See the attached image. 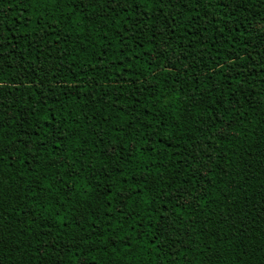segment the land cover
I'll return each mask as SVG.
<instances>
[{"label": "snow or ice", "instance_id": "snow-or-ice-1", "mask_svg": "<svg viewBox=\"0 0 264 264\" xmlns=\"http://www.w3.org/2000/svg\"><path fill=\"white\" fill-rule=\"evenodd\" d=\"M8 6L31 8L36 19L32 21L26 18V24L21 25L25 30L12 35H9L11 27L4 29L0 23V209H3L0 211V264L12 259H16V264H23L22 253L25 251L31 253L30 260L39 256L44 264L49 261L52 264H64L65 261L68 264H92L96 260L93 252L102 250L105 255L113 258L109 249L112 253H118L121 246L127 255H132L136 251L135 245L140 243L139 237L146 234L145 224H139V232L133 226L131 232L117 236L118 231L126 228V223L118 222L112 228L111 238H106L101 246L100 237L105 235L111 225L101 230L99 222L107 213H112L113 218L119 214L122 220L124 216L131 219L136 211L127 201L132 200L133 194L141 197L140 201L132 200L133 205L139 207L143 203L146 205L144 211L148 215L154 212L157 217L158 228L150 233L145 245L148 249L155 248L157 255L163 252L168 264H178V257L179 264H192L193 249L190 245L196 244V237L201 234L208 235L206 230L210 224L214 225L211 232L213 244L205 248L197 246L202 264H216L217 261L223 264L225 245H230L232 249L240 245L229 264H236L237 257L243 264H247L251 252L245 248L256 241L250 240V226L243 224L245 217L252 216V211H245L243 205L252 203L254 195L242 202L235 211L229 206L228 211L223 213L226 219L214 223L211 218H207L201 222L199 230L193 226L197 224L195 217L199 215L197 209L201 207V199L205 205L219 199L210 195L216 185L209 172L218 163V158L226 157L219 153L215 157L209 156L202 148L198 150L195 137L191 134L185 140L187 155L182 154L180 139H170L172 134L168 129L173 125L164 120L157 109L161 95L157 94L154 87L159 83L156 77L152 81H141L138 75H134L133 79L137 85L143 83V91H151L153 102L147 107L152 112L148 115L155 118L157 127H153L152 119H142L144 112L132 105L125 107L121 104L119 108L116 107L125 97L121 96V87L113 89L112 85L126 82L123 79L125 65H116L108 58L106 49L112 47V41L109 40L106 29H111L115 23L120 24L114 37H119L117 43L120 47L115 51L122 57V48L137 36L148 34L149 43L157 44L159 41L157 47L160 44L163 47L157 55H162L167 61L158 65L160 71L167 77L187 76L197 81V84L189 86L188 91L181 84L176 101L184 112L178 111L174 127H184L183 115L186 113L188 117H195L194 122L203 125L201 131L214 134L209 139L223 138L228 134L225 123L221 122L223 114L232 112L235 116L239 112L244 103L239 97L252 95L247 91L252 87L251 81L258 79L264 85V0H16L14 5ZM45 17L48 19L45 20ZM58 22H63L70 31L58 28ZM27 23L33 24V27L27 28ZM81 25H84L83 31H77ZM93 32L106 42L100 44L102 51H97L95 39L90 44L85 42L93 36ZM64 44H71L76 51L71 59L69 49L63 47ZM224 50L226 54L221 57V51ZM82 53L88 59L81 63ZM157 55L152 57L153 60ZM93 56L98 57L94 63ZM198 57L203 58L206 68L209 64L212 65V70L198 75L189 71L195 70ZM117 66L121 70L119 77L111 71ZM106 69L107 75L103 83L95 75H89V72L100 73ZM205 80L208 82L203 87L197 86ZM175 82L180 83L179 80ZM99 88L104 91L97 96ZM225 89L231 93L230 96H225ZM135 91L142 90L137 87L130 90V94ZM174 94L170 91L162 94L163 100L168 101L162 106L168 110L169 115H172L171 97ZM69 97L76 99L69 100ZM260 100L264 101V93L260 94ZM97 103L115 109L102 116V123L112 125L111 132L114 135L105 139L109 129H101L97 125L91 133L93 143L90 145L89 134L82 129L91 128L95 124L93 117L100 111L95 108ZM135 103H140L139 98ZM72 105L79 109L80 114L74 111ZM89 107L93 108V117H88L86 109ZM260 111L264 112V108ZM244 114L240 112V115ZM121 115L125 119L121 120ZM85 118L92 123L84 125ZM114 120L120 122L113 123ZM261 120H264V116ZM227 127L233 128L234 124L229 123ZM183 135L180 133L181 139ZM195 135H200V131ZM137 137L140 139H136ZM126 138L129 141L127 144L123 143ZM158 142H164L171 151L159 148ZM96 145H104L102 156L113 162V170L121 169V179L117 181L109 176L111 187L96 192L91 200L85 190L82 193L83 202L73 201L69 193L76 194V179L82 178L84 168H95L84 149L90 147V151L95 153ZM261 145V158L264 159V137L261 138ZM42 151L46 155H41ZM76 152L81 155L76 160H71ZM122 156L124 163L133 169L127 175L120 162ZM189 157L195 160L194 164L189 162ZM84 159L88 160L86 164L83 163ZM174 159L186 163L176 164L173 163ZM77 160L80 161V167H76ZM160 168L164 171L159 172ZM136 169L142 171L138 172ZM153 169L159 174L154 176ZM48 170H54L51 177ZM105 171L107 172V168ZM259 174L264 175V172ZM224 175L229 180L238 178L243 181L247 173L240 175L225 171ZM65 176L68 177L67 180ZM176 176L182 179L177 182ZM26 177H32V180L29 182ZM94 178L95 174L87 177ZM7 181H15L17 189L20 184L27 189L23 196L17 190L11 197L13 200L20 202L31 193L35 197L33 202L38 206H43L44 201H47L56 217H59L60 208L65 203H73V222L80 229L87 225L91 231L75 232L72 238L61 244L60 230L53 235L54 226L50 225L46 235L52 237L51 243L42 241V248L34 249L30 242L25 245L15 241L10 225L5 223V202L14 191L12 184L6 186ZM117 183L121 187H116ZM133 183L136 187H130L128 194H123V185ZM259 183L264 185V180ZM160 184L164 187L160 188ZM197 184L201 185L199 192ZM61 188H66L67 191H61ZM104 196L108 199H103ZM145 196L148 198L145 199ZM113 201H117L115 207ZM261 201H264V196L256 201L261 213H264V203ZM57 204L60 205L59 208L56 207ZM126 208L130 211H124ZM186 209L190 211H185ZM42 210L46 209L42 207ZM25 215L31 217L38 214L32 212L31 205H27ZM92 216L95 219H89ZM237 216L239 222L235 219ZM48 219V216L44 217L45 221ZM23 220L24 217H21V222ZM60 224L64 230L63 235L67 236L68 224L63 219ZM226 226L233 229L231 234L224 230ZM147 227L152 228L153 225L149 224ZM173 233H176L174 237ZM255 235L259 237L260 247L253 248L252 251L259 252L261 258H264V235L259 232ZM48 249L51 250L50 253ZM13 253L18 254V259L13 257Z\"/></svg>", "mask_w": 264, "mask_h": 264}, {"label": "trees", "instance_id": "trees-1", "mask_svg": "<svg viewBox=\"0 0 264 264\" xmlns=\"http://www.w3.org/2000/svg\"><path fill=\"white\" fill-rule=\"evenodd\" d=\"M15 3L16 0H0V23L3 24L4 29H8L9 27H11L12 32L9 35L18 34L19 32L24 31L25 28L21 27V25L26 24V18H30L32 21H35L36 19V17L32 15L34 10L31 8L25 9L21 7L8 6L9 4L14 5ZM121 15L123 14L121 13ZM253 15H255V13H253ZM47 19L48 18L45 17V20ZM32 27L33 24L27 23V28ZM57 27L63 28L65 32L70 31L69 28L64 26L63 22H58ZM119 27L120 24L115 23L113 24L111 29H106V31H108L109 33V40L112 41V47L106 49L109 54L108 58L111 59L116 65H120L121 63L125 65L123 79L126 82L121 85H112L113 89H115L117 86L121 87V96L125 97V99L118 102L116 107L119 108L121 104L125 107H127L128 105H132L133 107H136L144 112V115L141 117L142 119H152L153 127H157L158 122L153 116L148 115L152 112V110L147 106L152 104L153 95L151 91H143V83L139 85L135 84L133 77L134 75H138L141 81H144L146 79L152 81L153 77L158 78L159 83H156L154 85V87L157 89V94L161 95V101L157 102V109L162 114L164 120L168 121L170 125H173V127H170L168 129V131L172 134L170 139H180L179 147L182 154L187 155V151L185 150V140H188L189 135L191 134L195 137L198 150L202 148L203 152L209 156L215 157L217 153H219L220 156L226 157V159L218 158V163L214 165L213 170L209 172V175L213 176V184L216 185V187L212 189L210 195L219 197V199H217L215 202L209 201L208 205H205L204 200L201 199V207L197 209V213H199V215L195 217V219L197 220V224L193 226L197 227L199 230V225L203 220L207 218H211L214 223L226 219L223 213L228 211L229 206H232L233 210L235 211L238 209V206L242 204V202L247 201L250 196L254 195L252 203L243 205L245 211H252V216L245 217L243 224H247L250 226L252 230L250 240L256 241V243H250L245 248L246 251L251 252V258L247 260V264H264V258H261L260 253L252 251L253 248L259 249L260 247V244L258 242L259 237H257L255 233L259 232L264 235V213H261L260 205L256 203V201L261 200V196H264V191H262L264 185H261L259 183V181L264 180V175L259 174L261 172H264V159L261 158V138L264 137V120H261V117L264 116V112L260 111L261 108H264V101L260 100V94L264 93V85L260 84L258 79L251 81L252 87L248 88L247 91L252 95L250 97H239L244 101L243 105L239 109V112H237L235 116H233L232 112H226L223 114V120L221 122L225 123V127L228 133L223 138L215 137L209 139V137H212L214 134L212 132L201 131L203 129V125L194 122L195 117H188L186 113H184L183 115L184 127L175 128V117L177 116L178 111L180 113L184 112L183 109L179 108V103L176 101V96L180 93L181 84L184 85V90L188 91L189 86L191 84H197V81L187 76H176L175 78L167 77L165 73L161 72L158 65L161 63H166L167 61L162 55H157V53L160 51V48H162L163 45L160 44V47L158 48L157 44H159V41H157V44L149 43L147 39L148 34L137 36L135 40H129L128 44L124 48H122V51L124 52V56L122 57L120 53L115 51L116 48L120 47V45L117 43L119 37H114L115 30ZM83 28L84 25H81L77 29V31L82 32ZM92 39H95L97 41V51H102L103 49L100 48V44L106 42L102 41L100 37L96 36L94 32L93 36L85 42L90 44ZM63 47L69 49V59H71L72 56L76 54V51L71 47V44H64ZM225 54L226 50L221 51V57H223ZM154 55H157V58L155 60H153L152 58ZM12 59H15V57H12ZM87 59L88 57L86 56V54L82 53L79 62L82 63ZM96 59H98V57L93 56L92 62L94 63ZM197 60L198 62L196 63L195 70L189 69V71H193L194 75L202 74L206 71L212 70V65L210 64L207 66V68L205 67V65L203 64V58L198 57ZM111 71L115 73L117 77L121 75V70L118 66L116 68H112ZM181 71H183V69ZM89 75H95L96 78L101 83H103L105 80V76L107 75V69L104 72L100 73L89 72ZM217 79L219 80L220 78L217 77ZM130 80L132 82H127ZM176 80H179L180 83H176ZM207 82L208 81L206 80L202 81L197 86L203 87L204 83ZM137 87H139L142 91H135L130 94V90ZM103 91V88L97 89V96H99ZM164 91L175 93L171 97L172 115H169L168 110L162 106L168 103V101L163 100L162 94ZM224 91L225 96L231 95V93H228L226 89ZM137 98H139L140 100V103L138 105L135 103V100ZM74 99L76 98L69 97V100ZM181 99H184V97H181ZM110 102L111 101H109V103ZM225 103H228V101L225 100ZM72 107L74 111L80 114L79 109H76L75 105H72ZM229 107H231V104H229ZM95 108L100 109V111L95 114V117H93V108L89 107L88 109H86L88 117H93L95 119V124H92L91 128L82 129V131H86L89 134L90 145L93 143L91 141V133L97 125H99L101 129H109L108 136H106L105 139H109L114 135L111 132L112 125H105L102 123V116L108 115L110 111L114 112L115 109H109L107 105L102 106L99 103L95 105ZM245 109H247L246 112ZM240 112H244L245 114L240 115ZM123 119H125V117L121 115V120ZM119 122L120 121H113V123ZM83 123L84 125H88L91 124L92 121L85 118L83 120ZM229 123L234 124V127L228 128L227 125ZM245 125H247V128H245ZM197 131H200V135L198 136L195 135ZM180 133L184 134L182 139L180 138ZM136 139L139 140L140 138L137 137ZM128 142L129 141L126 138L123 143L127 144ZM157 146L161 149H165L166 151H171L170 149L166 148V144L164 142H158ZM95 147V153H92L90 151V147H86L84 149V152L87 154L88 158L91 159L94 163L95 168H84L82 170V178L76 179V194L74 195L71 192L69 193V196L72 197L73 201L78 200L83 202L84 196L82 195V193L85 190L88 192V199L91 200L92 197L96 195V192H102L111 187V183L108 178L109 176L117 181L121 179L119 176V172L121 171V169L113 170V162L103 158L101 150L104 148V145H96ZM125 151H127V149H125ZM41 155H46V153L42 151ZM80 155V152H76L71 157V160H76V157ZM197 159H199V156L197 157ZM87 162V159L83 160V163L86 164ZM120 162L124 165L123 171L125 172V175L133 170L124 163L123 156L121 157ZM189 162L194 164L195 160H192L191 157H189ZM173 163L183 165L186 162L180 159H174ZM80 166V161L77 160L76 167ZM105 168H107V172L105 171ZM41 171H43V169H41ZM48 171L49 177H51L54 170ZM136 171L139 172L142 171V169H136ZM163 171V168L159 169V172ZM225 171H229L234 174L239 173L240 175H244L245 173H247V175H245V179L243 181H240L238 178L229 180V178L224 175ZM93 174H95L94 179H87V177ZM158 174L159 173L155 169H153V175L155 176ZM64 178L65 180L68 179L67 176H65ZM26 179L30 182L32 180V177H26ZM175 179L177 182H179L182 177L176 176ZM48 182L49 181H43V183ZM9 183L13 185L14 191L13 193L9 194V198L5 202L7 208V212L5 214V223L10 225V232L13 234L15 241L22 242L25 245L30 242L34 249L42 248V241L47 240L48 243H51L52 237L46 235L47 229L50 225L54 226L53 235L56 234L57 230H60L61 235L59 237V240L61 244H63L67 239L72 238L75 232L91 231V228H88L87 225H84V228L80 229L73 222V203H65L64 206L60 208L59 217H56L52 206L48 205L47 201H44L43 206H38L33 202L35 200V197H32L31 193L28 194L27 199H24L20 202L13 200L11 197L17 190H19L20 194L23 196L24 192L27 191V189L23 184H20L19 188L17 189L15 181H7L6 186ZM204 183H207V181H205ZM97 184L99 185V187H95ZM225 184H227V187H225ZM33 187L35 186L33 185ZM57 187L60 186L57 185ZM94 187L95 191H93ZM116 187H121V184L117 183ZM130 187H136V185L134 183L131 185H123V189L125 190L123 194L127 195ZM163 187L164 185L160 184V188ZM209 187L212 186L209 185ZM200 188L201 185L197 184L196 189L198 192L200 191ZM229 189L232 190L229 191ZM61 191H67V189L61 188ZM113 191H115V188H113ZM245 193H247V195ZM150 195L151 193L148 194V196ZM225 195H227V199H225ZM148 196H145L144 198L147 199ZM103 199L106 200L108 199V197L104 196ZM132 200L140 201L141 197L133 194ZM132 200L127 201V203L135 208L136 211V214H133L131 219H128V216H124L122 220L119 214H116L113 218L112 213H107L99 222V227L101 230H103L108 225H111L105 235L103 237H100V244L102 246L106 238H111L112 228H115L118 222L126 223V228L124 229V231H118L117 236H122L127 232H131L133 226H135L137 232H139V224L143 222L145 224L144 231L146 234L139 237L140 243L135 245L136 251L132 255H127L123 246H121V249L118 253H112L111 249H109V253L113 258H110L109 255H105L102 250L93 252L92 255L96 257V260L92 262V264H168L167 258L163 252L157 255V250L155 248L148 249L145 245V241L148 240L150 233L157 230L158 228V225H156V214L153 212L151 215H148L144 211L146 205L140 203V206L137 207L136 205H133ZM112 203L113 207H115L117 201H113ZM261 203H264V201H261ZM27 205H31L32 212L38 215H33L31 217L26 216L25 208ZM42 207L46 210H42ZM56 207L59 208L60 205L57 204ZM0 211H3V209H0ZM124 211L129 212L130 209L126 208L124 209ZM185 211H190V209H186ZM17 213H19V215H17ZM213 213H215V215H213ZM45 216L49 217L47 221L44 220ZM21 217H24L23 222H21ZM61 219H63L69 226L67 236L63 235L64 230L60 224ZM89 219H95V217L92 216ZM235 219L237 220V222H239L238 216L235 217ZM33 220L35 221L34 223ZM149 224H152L153 227H147ZM213 226V224H210L208 229L206 230L208 232V235L201 234L199 237H196V244L190 245L193 249V252L191 253L192 264H202L201 254L197 250V246H199L200 248H205L207 245L213 244V237L211 236ZM224 230L229 231L230 234L233 232L231 226H226ZM181 234L183 233L181 232ZM175 235L176 233L172 234L173 237ZM10 239H13V237H10ZM93 239H96V237H93ZM182 247L184 246L182 245ZM239 248L240 245H237L235 249H232L230 245H225L224 251L226 254L223 258V264H229L234 253L236 251H239ZM47 251L49 253L51 252L50 249H48ZM22 255L24 256L23 264H44V261L39 256H37L35 259L30 260L29 256L31 255V253L28 251L23 252ZM13 257L18 259V254L13 253ZM53 259H55V257H53ZM177 261L179 264V257L177 258ZM5 264H16V259L5 261ZM48 264H52V262L49 261ZM64 264H68V261H65ZM216 264H219V262L217 261ZM236 264H243V262L240 261L237 257Z\"/></svg>", "mask_w": 264, "mask_h": 264}]
</instances>
